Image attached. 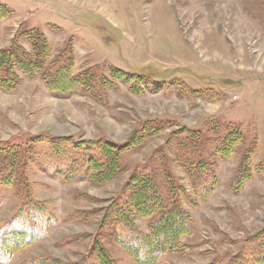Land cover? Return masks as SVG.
Wrapping results in <instances>:
<instances>
[{
  "label": "rangeland",
  "instance_id": "374dc122",
  "mask_svg": "<svg viewBox=\"0 0 264 264\" xmlns=\"http://www.w3.org/2000/svg\"><path fill=\"white\" fill-rule=\"evenodd\" d=\"M0 4L10 11L0 20V50L15 42L31 52L29 37L38 32L49 46L47 67L68 51L72 76L92 71L105 77L98 90L78 87L57 96L62 88L50 93L40 75L16 72V89H0V142L24 149L32 138L41 139L25 161L24 183L0 186V227L26 199L51 220L41 238L0 264H75L85 255L98 264L97 248L114 264H136L124 249L121 228L104 217L122 199L131 174L171 134L195 131L208 139L221 127L232 131L237 144L227 156L213 155L215 184L206 197L169 155L181 188L178 203L193 233L182 240L185 252L168 253L158 264H233L236 255L252 249L251 239L264 231V0ZM53 138L132 145L123 152L124 173L95 185L49 176L38 167ZM135 225L148 232L147 220L135 219Z\"/></svg>",
  "mask_w": 264,
  "mask_h": 264
},
{
  "label": "trees",
  "instance_id": "16d2710c",
  "mask_svg": "<svg viewBox=\"0 0 264 264\" xmlns=\"http://www.w3.org/2000/svg\"><path fill=\"white\" fill-rule=\"evenodd\" d=\"M9 15V9L0 4V20ZM29 41L31 52L25 51L15 42L0 50L1 90L14 91L19 81L18 74L28 78L40 75L50 93H54L53 89L62 88L63 92L55 93L57 96H68L78 87L95 91L105 82L103 74L92 71L72 76V60L68 51L61 53L47 67L49 46L44 36L38 32L31 33ZM120 76L129 79L126 75ZM158 131L160 129L154 130V133ZM40 143L41 139L35 137L21 149L17 144L0 142L1 187L24 183L25 161L33 157L32 152ZM236 144L237 138L226 127H221L214 138L208 139L195 131L174 132L165 146L152 153L145 166L131 174L122 199L114 201L103 221L117 223L121 228L124 249L136 264H158L168 253L185 252L187 248L182 240L193 233L191 218L178 203L181 188L176 185L170 172L169 155H173L191 177L196 193L206 197L215 184L213 155L227 156ZM130 145L132 140L124 145H116L101 140L71 142L68 138H53L48 141V151L41 155L43 159H38V167L49 176H62L71 181L88 180L95 185H104L124 173L122 156ZM245 165L243 161L241 168ZM135 219L147 220L148 232L139 230ZM50 221L49 214L42 206L26 199L0 227V261L8 262L14 252L34 239L41 238ZM251 240L252 249L236 255L233 264H264V231ZM96 254L98 264H114L103 249L97 248ZM48 262L55 263L45 259L33 264H50ZM75 264H92L90 255H85Z\"/></svg>",
  "mask_w": 264,
  "mask_h": 264
}]
</instances>
